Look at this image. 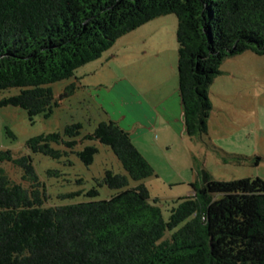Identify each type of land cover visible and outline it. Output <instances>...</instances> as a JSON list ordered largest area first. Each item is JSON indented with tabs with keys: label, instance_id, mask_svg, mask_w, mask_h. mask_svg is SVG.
<instances>
[{
	"label": "trees",
	"instance_id": "1",
	"mask_svg": "<svg viewBox=\"0 0 264 264\" xmlns=\"http://www.w3.org/2000/svg\"><path fill=\"white\" fill-rule=\"evenodd\" d=\"M168 14L177 17L185 130L201 135L224 59L246 50L264 54V0H0V90L20 88L0 105L22 107L32 121L51 115L59 105L51 83L73 77L122 35ZM75 88L71 83L66 94ZM81 129L72 123L27 145L58 158L74 151ZM86 139L110 146L126 174L108 169L98 180L116 190L108 198L59 206H44L32 156L0 150V164L15 163L31 181L30 187L16 182L0 165V264H264V178L206 173V182H191V193L179 197L166 219L144 183L154 167L130 132L109 118L80 141ZM97 153L96 145L77 151L87 165ZM99 193L96 186L87 192Z\"/></svg>",
	"mask_w": 264,
	"mask_h": 264
},
{
	"label": "rangeland",
	"instance_id": "2",
	"mask_svg": "<svg viewBox=\"0 0 264 264\" xmlns=\"http://www.w3.org/2000/svg\"><path fill=\"white\" fill-rule=\"evenodd\" d=\"M161 18H165L166 29L174 38L176 15L168 14ZM133 36L130 33L122 35L100 58L78 68L73 77L51 83L49 86L59 102L51 115L39 114L32 121L24 108L11 104L0 105V150L9 149L16 157L24 154L32 156L41 190L45 189V207L108 198L116 190L107 185L99 186L98 180L105 176L108 169L126 174L110 146L96 140L80 139L93 132L105 119L104 111L93 100L90 89L99 83L112 89L116 79L128 75L138 86L131 74H139L140 66L137 67V62L127 54L131 41H136ZM129 66H133V69H127ZM220 70L221 73L210 86L212 110L207 131L193 137L188 135L186 149L181 148L182 144H176L169 154L154 158L150 156L148 160L151 164L153 162L155 174L144 179V183L152 199L158 198L166 219L171 209L178 204L179 197L191 193L190 182L195 178L197 169L203 182L204 172L219 180L256 176L264 178V54L246 50L226 57ZM140 81L148 86L146 91L159 82L164 94L169 95L178 88V75H172L170 71L161 76V81L155 76L148 77L147 73L142 74ZM71 83H75L76 88L67 95L66 87ZM19 91L18 87L0 90V100ZM76 122L82 124V129L74 151L67 149V153L54 158L33 152L27 145L32 137L51 132L63 133L67 125ZM86 145L98 147V153L90 165L77 155V151ZM53 146L66 150L63 144ZM238 155L248 160L238 163ZM256 157L261 158L258 164L253 163ZM0 165L13 180L30 187L31 181L23 178L22 167L13 162ZM131 183L138 182L131 180ZM94 186L100 193L92 198L87 192Z\"/></svg>",
	"mask_w": 264,
	"mask_h": 264
},
{
	"label": "crops",
	"instance_id": "3",
	"mask_svg": "<svg viewBox=\"0 0 264 264\" xmlns=\"http://www.w3.org/2000/svg\"><path fill=\"white\" fill-rule=\"evenodd\" d=\"M162 16L129 32L134 35L133 40L136 38V41H131V46L127 47V54L131 55V60L137 62V67L140 66L139 74H131L138 86L128 75L122 79L117 77L112 89L104 83H99L89 92L104 111V120L113 118L118 121L130 132L134 145L148 160L150 156L154 158L169 154L176 144H182L181 148L186 149L185 140L188 137L184 125L179 80L178 88L169 95L164 94L161 82L153 85L150 92L145 89L148 86L140 81L145 73L148 77L159 78L160 81L161 76L168 71L172 75H178L176 31L174 40L166 29V20L161 18ZM127 69H133V66ZM196 180H201L198 169L191 182Z\"/></svg>",
	"mask_w": 264,
	"mask_h": 264
},
{
	"label": "water",
	"instance_id": "4",
	"mask_svg": "<svg viewBox=\"0 0 264 264\" xmlns=\"http://www.w3.org/2000/svg\"><path fill=\"white\" fill-rule=\"evenodd\" d=\"M207 180V176H206V173L204 172V182H206Z\"/></svg>",
	"mask_w": 264,
	"mask_h": 264
}]
</instances>
